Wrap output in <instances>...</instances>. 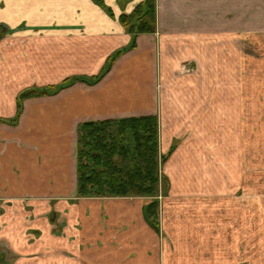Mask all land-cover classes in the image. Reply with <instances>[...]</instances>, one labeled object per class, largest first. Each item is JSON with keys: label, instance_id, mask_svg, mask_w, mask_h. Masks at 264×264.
I'll return each mask as SVG.
<instances>
[{"label": "crops", "instance_id": "crops-1", "mask_svg": "<svg viewBox=\"0 0 264 264\" xmlns=\"http://www.w3.org/2000/svg\"><path fill=\"white\" fill-rule=\"evenodd\" d=\"M140 1L103 0L110 16L93 0H0V119L15 116L22 90L97 74L126 47L95 83L25 98L14 124L0 121V264H185L172 258L169 240L159 243V229L170 239L200 237L199 223L192 232L165 219L151 227L146 197H76L77 128L153 115L166 181L203 169L206 113L252 96L247 79L237 88L247 36L223 34L238 26L253 33L264 0H155V31L132 38L118 17ZM189 61L196 69L177 77ZM161 75L193 85L161 86ZM42 256L52 259L36 261Z\"/></svg>", "mask_w": 264, "mask_h": 264}, {"label": "rangeland", "instance_id": "rangeland-1", "mask_svg": "<svg viewBox=\"0 0 264 264\" xmlns=\"http://www.w3.org/2000/svg\"><path fill=\"white\" fill-rule=\"evenodd\" d=\"M112 10V14L106 13L114 16ZM237 29L223 35L242 41L241 36H247L248 48L239 50V58L246 57L249 62L238 65L242 74L237 88L240 90L242 80L247 79L245 87H250L252 94L250 103L245 105L241 97L237 107L208 111L206 148L200 153L204 168L189 171L188 175L183 170L171 179L168 177L164 192L159 184V225L165 219L192 232L193 226L203 224L200 237L191 235L187 240L183 236L170 239L159 229V243L169 240L172 258L185 264H264V18L254 19L253 33L240 32L239 26ZM225 52L223 48L222 54ZM195 69L192 61L182 64L177 77ZM210 72L213 77V71ZM160 79L161 86L167 81L174 88L193 85L176 82L174 77L161 75ZM211 100L205 104L208 106ZM163 172L161 165L159 174ZM192 222L195 225H190ZM186 247H190L188 256L175 255L183 253ZM50 259L42 256L36 261L47 263Z\"/></svg>", "mask_w": 264, "mask_h": 264}, {"label": "trees", "instance_id": "trees-1", "mask_svg": "<svg viewBox=\"0 0 264 264\" xmlns=\"http://www.w3.org/2000/svg\"><path fill=\"white\" fill-rule=\"evenodd\" d=\"M112 14L103 0H93ZM155 0H142L118 20L134 38L139 33L155 31ZM133 46V41L129 47ZM125 48L117 49L106 58L102 69L92 76H73L58 85L22 90L17 97V110L6 121L14 124L21 111L22 100L28 97L53 94L77 81L95 83L111 67ZM168 154L159 156L157 120L153 115L86 121L77 128V187L76 197H146L145 218L158 230L159 184L164 192L166 178L159 166ZM164 185V187H163Z\"/></svg>", "mask_w": 264, "mask_h": 264}, {"label": "flooded vegetation", "instance_id": "flooded-vegetation-1", "mask_svg": "<svg viewBox=\"0 0 264 264\" xmlns=\"http://www.w3.org/2000/svg\"><path fill=\"white\" fill-rule=\"evenodd\" d=\"M1 36V35H0ZM2 247L4 248H2L3 250H5L6 249V246L4 245V244H2ZM3 254V253H2ZM2 254L0 253V261H3V257H2Z\"/></svg>", "mask_w": 264, "mask_h": 264}]
</instances>
